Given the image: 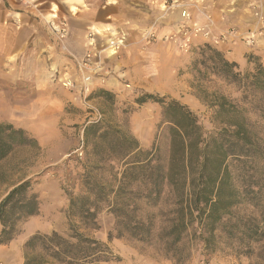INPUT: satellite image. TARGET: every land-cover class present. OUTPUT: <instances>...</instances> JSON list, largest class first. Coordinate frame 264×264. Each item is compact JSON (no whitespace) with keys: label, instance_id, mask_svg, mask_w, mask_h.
Returning <instances> with one entry per match:
<instances>
[{"label":"rangeland","instance_id":"1","mask_svg":"<svg viewBox=\"0 0 264 264\" xmlns=\"http://www.w3.org/2000/svg\"><path fill=\"white\" fill-rule=\"evenodd\" d=\"M12 1L21 5L15 6L16 11H24L23 5L28 7L35 2ZM85 1L46 0L40 5L35 13L41 29L39 44L26 42L24 50L4 57V42H0V122L22 128L36 141L14 147L0 160V199L13 186L32 178L36 182L30 192H35L39 201L38 212L18 220L13 238L0 244V264H23V243L31 234L55 230L67 237L70 225L105 242L119 257L99 264H264V236H249L241 230L245 220L261 218L260 210L246 202L231 206L225 215V225L217 223L212 236L205 231V220L196 217L191 221L189 216H181L179 192L174 186L164 185L155 205L135 199L138 209L130 217L133 215L132 221L146 224L149 232L143 228L132 234L123 225L126 219L116 218L107 209L115 188L122 186L117 199L123 201L131 197L124 193V188L144 193L149 184L147 168L126 173L129 162L144 163L151 157L152 164L158 162L165 169L171 146L179 138H183L188 149L192 146L196 155L190 141L197 133L203 139L211 131L240 123L264 147L263 105L259 95H250L243 86L246 72L253 71L258 64L264 68V44L262 47L258 44L260 39L264 42V7L261 6L264 0L244 2L243 23L216 24L214 15L202 8L205 0L186 4L188 9L183 11V16L189 12L193 21L207 26L212 33L220 34L228 29L236 32L235 41L227 43L241 48L238 49L243 57L237 61L220 48L223 43L215 45L202 37H193L191 45L182 48L179 30L183 16L177 27L159 29L160 24H168L166 17L170 11L163 1L154 0L150 7L147 0H126L135 4V9L124 11L137 21L132 41L128 40L126 27L121 26L122 32H116L109 24L96 23L95 19L82 21L81 15L95 11V4L99 3L90 0L93 5L88 10ZM57 25L66 28L63 38L53 29ZM91 28L97 31L92 51L94 68L86 81L78 61L92 48L88 44ZM250 33L254 34L253 43L246 41ZM114 34L123 37L117 53L107 48ZM104 49L109 54L105 55ZM124 50L127 51L123 55ZM213 51L236 63L233 71L239 73V83H230L223 72L213 71L217 61ZM126 57L135 59L136 67L130 79L141 80L143 85L132 83L120 74L126 66L117 67ZM149 79L146 85L145 80ZM65 81L71 84L66 86ZM143 93L164 97L165 101L174 99L187 106L198 117L201 128L181 137L178 126L168 121V118L176 119V111L164 118L161 103L149 99L137 101ZM100 134H105L101 140L97 138ZM136 143L138 148L134 149ZM227 161L229 176L238 187L242 169L231 159ZM87 173L108 189L107 201L98 204L96 228L84 227L77 216L67 213V193H84ZM176 228L180 232H174ZM109 232L114 235L111 239Z\"/></svg>","mask_w":264,"mask_h":264},{"label":"trees","instance_id":"2","mask_svg":"<svg viewBox=\"0 0 264 264\" xmlns=\"http://www.w3.org/2000/svg\"><path fill=\"white\" fill-rule=\"evenodd\" d=\"M213 52L217 54V61L212 67L213 71L223 72L225 80L230 83H239V73L233 71L236 63L228 61L218 51ZM244 75L243 86L250 95L254 97L259 95L258 99L264 111V68L258 64L253 71L246 72ZM147 99L163 105L164 118L174 115L176 111V119L168 118V121L178 126L181 137L201 128L198 117L178 101L174 99L165 101L164 97L151 93H143L137 101L141 103ZM222 107L223 104L220 105L221 109ZM229 126L219 131H211L203 139H200L201 135L197 133V137L192 142L190 141V145L197 150L196 155L193 147L188 149L183 138H179L171 146L169 161L165 169L158 162L152 164L151 157L147 158L144 163L138 160L129 162L126 173L135 169L147 168L149 184L144 193H136L124 188V193L131 197L123 201L117 199L119 191L123 190L122 186L115 188L113 198L107 201L108 189L93 179L90 174H84L85 192L67 193L68 215L77 216L84 227L96 228L98 204L106 200L108 211L112 212L116 218L124 217L126 221L123 225L128 226L132 234L140 232L143 228L149 232L146 224H142L141 221H132L133 215L130 217V214L138 209L135 199L155 205L163 193L164 185H170L179 192L181 216L187 215L191 221L196 217L205 220L207 228L205 231L210 236L214 235L213 231L217 228V223L225 225L224 220L227 219L225 215L230 212L231 206L239 202H246L260 210L261 213V218L257 220H245L241 226L243 233L255 237L264 236V211L262 210L264 204V147L253 139L250 131L242 124L232 123ZM104 135L100 134L97 138L101 140ZM35 142V139L27 135L22 128L14 127L11 123L0 122V160L4 159L14 147L24 144L31 145ZM137 148L136 143L134 149ZM228 159H231L236 167L242 169L239 174L241 185L238 187L233 185L229 176ZM34 182H36L35 179L27 178L13 186L0 199V223L2 225L0 244L13 238L16 233L15 223L18 220L38 212V195L30 192ZM136 194L140 195L136 196ZM183 199H186V202L182 201ZM181 223H184L183 219ZM179 229H174V232H180ZM69 230L67 237L55 230L48 234L39 232L31 234L23 243V264H99L102 261L119 260V257L112 253L105 242L86 235L75 225H70ZM113 236L111 232L108 233V239ZM140 239H143V236Z\"/></svg>","mask_w":264,"mask_h":264},{"label":"crops","instance_id":"3","mask_svg":"<svg viewBox=\"0 0 264 264\" xmlns=\"http://www.w3.org/2000/svg\"><path fill=\"white\" fill-rule=\"evenodd\" d=\"M5 1H7V4L5 3ZM31 1H35V2H32V4H30V6L28 7L27 5L26 6L23 5L24 11H16L14 8L15 6L17 8L20 7L21 6L20 3H17V5H19L17 6L13 3L12 0H0V42H4V57H8L9 55L15 52H20L21 50H24L26 42L27 43L38 42L37 44H39L41 38L40 35L41 29H40V23H38L37 19L35 18V13L38 10V7L42 5L46 0H31ZM159 1L161 2L163 1V5H165L167 8L170 7L169 14L166 17V19H168V24L167 22H165V25L160 24L159 26L160 30L164 29L166 31L167 29L177 27L178 23L182 20L183 11L185 9H188L186 4L192 0H159ZM245 1L246 0H205L206 3L202 4V8L205 11H208L212 15H214L213 19L216 24L222 22L243 23L241 13H243ZM153 2L154 0H147V3L150 4L149 5L150 7L153 6L151 5ZM84 3L88 10L93 5L90 0H86ZM95 5L97 7L95 11L86 12L84 15H81L80 18L82 19V21H92L93 19H95L94 21H96V23L109 24L108 26L112 27L113 29L112 28L111 29L116 32H122L121 30L122 28L119 27L121 26L126 27L129 33L128 40L132 41L131 39L133 35L136 33L135 26L137 24V21L135 19H132L131 17H128V15L124 13V11L127 9H129V11H131L132 8L135 9L134 6L135 4L133 5L132 1L99 0V3ZM261 6L264 7V5ZM98 10L99 12L97 13ZM239 16L240 19L238 18ZM222 17H225V19L224 20L220 19ZM103 18L111 19V21L103 22L102 21ZM161 21L164 23L165 19ZM203 22H205V19H203ZM125 24L126 26H123ZM258 44L260 47H262V45L264 44L263 40L260 39ZM228 46L231 49H229ZM220 48L224 51L226 50L225 51L226 55L230 56V58L233 60L237 61L240 59L241 56L243 57V53H240L239 51V49L241 48L238 46L234 47L226 43L221 45ZM259 50L263 51L262 48H260ZM126 51L127 50L123 51V55ZM103 52L105 55L109 54L108 49H104ZM129 57H130V53H129ZM158 58H160V56ZM134 61L135 59L132 60V58L129 59L128 57L122 60L120 62V66L117 68H120L123 65L126 66V68L122 69L120 71V74L130 79L131 76H133V71L136 67ZM117 68L113 70L116 71L118 70ZM143 68L145 74L146 73L145 67ZM147 75L148 73L146 74V76ZM149 81L150 79L147 81L145 80V84L147 85ZM130 82L134 83L136 82V80L133 82L130 79ZM136 83L143 85V81L141 80H139Z\"/></svg>","mask_w":264,"mask_h":264},{"label":"built area","instance_id":"4","mask_svg":"<svg viewBox=\"0 0 264 264\" xmlns=\"http://www.w3.org/2000/svg\"><path fill=\"white\" fill-rule=\"evenodd\" d=\"M184 23L181 25L182 27L179 30L180 34V41H181V46L182 48L187 47L191 45V41L193 37H202L206 39L208 42L211 41L215 45L219 44H225L227 42H234V37L236 36V32L234 30H226L223 33L220 34H214L212 31L205 25L198 24L196 21H193L191 19V15L189 12L184 13ZM54 31L58 35L59 38H63L65 35V27L57 25L53 26ZM90 31L88 32V44L89 46H92V48L87 51L84 55V57L78 61V66L80 69H83L84 71V80H89L90 79V71L93 70L94 65L92 64L94 53L92 52L95 48V42L94 40V32H97L94 30V28L89 29ZM110 30V29H109ZM254 34H249L246 38V41L249 43L254 42ZM123 45V37L121 34H114L110 37L108 47L110 48V51L112 53H117L120 47ZM70 81H65L64 85L68 86L70 85Z\"/></svg>","mask_w":264,"mask_h":264}]
</instances>
